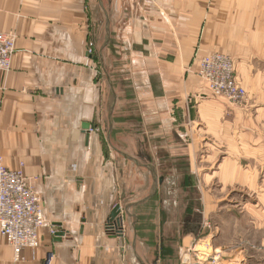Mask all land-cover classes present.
I'll return each mask as SVG.
<instances>
[{
	"label": "crops",
	"instance_id": "crops-1",
	"mask_svg": "<svg viewBox=\"0 0 264 264\" xmlns=\"http://www.w3.org/2000/svg\"><path fill=\"white\" fill-rule=\"evenodd\" d=\"M0 32L17 36L0 74V163L45 214L20 260L0 231V264L49 251L53 264H179L203 224L188 178L212 203L264 122V0H0ZM217 51L234 57L244 102L199 77ZM117 205L121 232L108 228Z\"/></svg>",
	"mask_w": 264,
	"mask_h": 264
},
{
	"label": "rangeland",
	"instance_id": "rangeland-1",
	"mask_svg": "<svg viewBox=\"0 0 264 264\" xmlns=\"http://www.w3.org/2000/svg\"><path fill=\"white\" fill-rule=\"evenodd\" d=\"M243 149L246 150L242 152L246 156L241 162L243 175L238 182L234 178L222 192L216 181L217 191L207 194V199L212 200L207 206L203 201L205 194L198 191L195 178H188L187 184L194 183L197 191L189 196L194 199L195 213L203 224L199 234L192 236L189 245L181 250L179 264H264V122L256 138L247 139ZM172 180L175 182V178ZM184 182L186 178L182 179ZM186 188L188 185L184 190ZM186 195L184 193L183 198Z\"/></svg>",
	"mask_w": 264,
	"mask_h": 264
},
{
	"label": "built area",
	"instance_id": "built-area-1",
	"mask_svg": "<svg viewBox=\"0 0 264 264\" xmlns=\"http://www.w3.org/2000/svg\"><path fill=\"white\" fill-rule=\"evenodd\" d=\"M16 37L13 32H0V74L11 68ZM88 51L93 54L92 47ZM198 63V75L207 82L214 97H223L231 103H241L246 98L245 88L236 79L231 55L217 51L202 56ZM44 225V207L39 193L22 172L0 163V231L13 248L15 260L22 258L23 249L40 246V230ZM185 254L186 257L187 252ZM54 259L55 253L49 251L44 264H53Z\"/></svg>",
	"mask_w": 264,
	"mask_h": 264
},
{
	"label": "water",
	"instance_id": "water-1",
	"mask_svg": "<svg viewBox=\"0 0 264 264\" xmlns=\"http://www.w3.org/2000/svg\"><path fill=\"white\" fill-rule=\"evenodd\" d=\"M112 99H113V102L111 103V108H113L114 99H115L114 92L112 93ZM84 128L88 129V128H90V125L86 124L84 126ZM121 215H122V208H121V206L117 205L112 210V212H111V214L109 216V219H108V228L109 229H113V228L121 226V224H122ZM56 230H57V235H59V236H63L64 235V232L60 228H56ZM117 230H118V232H121V227L117 228Z\"/></svg>",
	"mask_w": 264,
	"mask_h": 264
}]
</instances>
